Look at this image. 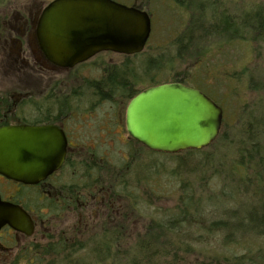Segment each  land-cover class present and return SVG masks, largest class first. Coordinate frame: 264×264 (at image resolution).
Here are the masks:
<instances>
[{
	"label": "flooded vegetation",
	"instance_id": "af4514ba",
	"mask_svg": "<svg viewBox=\"0 0 264 264\" xmlns=\"http://www.w3.org/2000/svg\"><path fill=\"white\" fill-rule=\"evenodd\" d=\"M54 1L35 0L37 10L29 18L24 7L15 11L20 18L0 13V129H52L63 135L66 152L58 170L36 185L0 175L1 200L20 206L33 224L31 234L10 226L0 230V264H15L19 259H26L24 264L41 262L39 243L34 241L38 236L43 241L58 238L56 244L61 251L57 264H75L72 253L77 244L100 240L107 245L109 237L119 238L137 216L140 179H155L150 173L146 177L145 172L153 168L145 159L156 152L128 132L129 103L141 92L164 84H181L211 98L199 86L164 81L162 77H171V70L157 72L147 59L140 61L150 39L138 54L104 51L73 66L56 64L45 52L38 32L44 9ZM172 1L189 7L204 3ZM12 19L23 20V29L18 30ZM29 190H35L40 207L33 208L24 201V192ZM21 241L23 251L14 253V246Z\"/></svg>",
	"mask_w": 264,
	"mask_h": 264
},
{
	"label": "rangeland",
	"instance_id": "374dc122",
	"mask_svg": "<svg viewBox=\"0 0 264 264\" xmlns=\"http://www.w3.org/2000/svg\"><path fill=\"white\" fill-rule=\"evenodd\" d=\"M34 1L2 0L0 13L12 18H20L15 11L24 7L23 12L29 18V15L37 10ZM114 1L124 5L135 2L144 4L138 9L151 16L152 32L148 47L140 57V61L153 57L158 61L151 66L156 69L161 66L157 72L171 70V77H162L164 81H184L203 88L206 94L222 107L223 127L219 139L199 152L191 150L194 151L192 154L184 153L177 156L158 152L147 155L145 160L153 169L150 168L145 175L150 177V173L155 179L148 181L140 179L137 216H132L133 219L127 224V230L122 231L121 236L115 241L116 251L110 248L107 251L110 259L103 261L106 256L95 255L94 243L77 244V248L81 250L76 248L73 253L77 258H81L78 260L79 264H126L130 260H136L135 257L141 255L138 256L137 251L132 254L128 252L132 249H130L131 245L144 239L149 233L146 232L147 228L153 223L164 224L165 221L174 220L182 223H177L172 230L163 225V228L153 230L151 233L153 237H157L155 232L161 235V243L157 246L160 254L149 258L147 262L141 258L136 262L140 264H263L264 240L246 241L256 235L251 227L239 229L240 231L235 229L240 240L229 241L226 230L222 231L212 225L214 222L229 219L227 213L221 212L227 209V205L229 206L227 198L221 195L222 191L228 190V196L238 197L239 185L229 183L231 186L226 189L223 179H228V182L232 177L236 179L239 176V167L242 171L245 167L241 163H246L250 154L251 147L247 143L249 142L247 134L241 131L246 125L243 119L247 120L249 125L252 124V118H255L257 123L262 119L264 124L262 118L264 117V35L254 31L264 27V0H204L208 3L202 8L199 4L189 7L172 0ZM216 8L219 13L241 16L243 21H241L240 35L245 36L244 39H235L232 34L216 35L214 27ZM253 8L256 10L255 14L250 12ZM195 13L200 15L203 13L202 18L204 15L208 17L212 15L214 21L208 22L205 17L203 19L199 17L194 25L199 28L203 21L211 33L206 35V38L204 33L193 29L195 43L192 42L193 44L183 53L182 46L185 43L177 46L176 42L188 29L196 16ZM257 14L258 19L255 16ZM23 22L21 19L17 21L12 19L18 30L23 29ZM255 37L256 39H253ZM226 134L228 138L225 137ZM254 134L260 149L264 150V129L254 130ZM251 172L249 171L248 174ZM182 197L184 207L182 210L190 214L185 219L179 218ZM24 201L33 208L40 207L35 190L25 191ZM242 210L250 211L245 204ZM53 229L51 228V232ZM41 231L42 234L43 229ZM56 239L58 238L48 237L43 241L41 236H38L34 240L36 242L38 240L39 243L40 249L37 255L42 257L41 262L34 264H57V256L61 248L56 244ZM79 239L85 242L84 238ZM23 243L21 241L14 246V253L19 254L23 251L21 247ZM144 248H141L143 255H149L154 251V248L146 250ZM25 260L19 259L15 264H24Z\"/></svg>",
	"mask_w": 264,
	"mask_h": 264
},
{
	"label": "water",
	"instance_id": "95a60500",
	"mask_svg": "<svg viewBox=\"0 0 264 264\" xmlns=\"http://www.w3.org/2000/svg\"><path fill=\"white\" fill-rule=\"evenodd\" d=\"M38 32L56 64L73 66L104 51L141 53L152 22L147 12L113 0H55L44 9ZM223 118V109L204 93L164 84L131 100L126 124L130 136L149 150L174 155L211 146ZM63 139L49 128H1L0 175L25 185L38 184L62 165ZM5 226L26 234L33 231L26 212L0 198V230Z\"/></svg>",
	"mask_w": 264,
	"mask_h": 264
},
{
	"label": "trees",
	"instance_id": "16d2710c",
	"mask_svg": "<svg viewBox=\"0 0 264 264\" xmlns=\"http://www.w3.org/2000/svg\"><path fill=\"white\" fill-rule=\"evenodd\" d=\"M0 1H2V0H0ZM206 3H208V2L204 1V3L200 5V7L202 8V6ZM216 4H217V1H216ZM136 8H140V7L136 6ZM258 8H260V7H258ZM197 10H199V8ZM254 11H256L255 8L251 9L250 12L252 14H255ZM195 15H196L194 17L195 20H194V18L192 19V21L189 24L186 32H184L176 42L177 46L183 45V43H185L182 46L183 47V53H185V51H186L185 49L188 48L189 45H192L193 43H195L194 38H193V29H197V30H199V32L201 31L202 34L204 33L205 36L209 35L211 33V31H209V29L206 28V24H204L203 21H201L202 25L199 28H197L196 26L194 27L195 23L197 22V15L198 14L195 13ZM199 15H200V13H199ZM202 15H203V13H202ZM202 15L199 16L201 19H203L205 17L207 20H209L208 22L214 21L212 15L209 17L204 15L203 18H202ZM255 16L258 19V14ZM241 21H243V20H241V16H237V15L236 16L235 15L230 16L228 13L226 14L224 12L219 13L217 8H216V25L214 26L215 31H216V35H227V34L231 35L232 34L231 36L235 39H240V40L244 39L245 36L240 35V32H241L240 26H242ZM255 23L257 24L256 21H255ZM261 29L262 28H260L258 30L254 29V31L264 35V27L262 30ZM252 30H253V28H252ZM206 38H207V36H206ZM253 39H256V37ZM157 61L158 60L153 61V60H151V58H147V60H146L147 64L150 63V65L153 63H157ZM160 67H158L157 69H159ZM262 118H264V117H262ZM261 120L258 121V123H257L255 118L254 119L252 118V124L249 125L247 120L243 119V122L246 123V125L243 126L244 128L241 131H243L244 134L245 133L247 134V137H248L247 141H249L247 143H248V146L251 147L250 152H249L250 154H249V156H247V162L241 163L242 166L244 165L245 167H244L243 171L239 167V169H238L239 170V176L236 177L237 180L235 179V177H232L230 182H228L229 181L228 179H225V178L223 179V181L226 185L225 186L226 189H229V187L234 183H237L239 185V187H237L238 197L234 198L232 195L228 196L227 195L228 190L222 191L223 193L221 195L223 197L227 198V202H228L229 206L227 205V209L224 211H221V212L223 214L227 213L228 215L227 214L226 215L229 216V219H227L226 221L214 222L212 226H214L215 228H218L222 231L226 230L227 234H228L227 240H229V241H233L236 239L240 240V238H238V236L236 235V233L234 231L235 229L244 230V229H247L248 227H251L254 230V233L256 235L253 237L251 236L247 240L245 239L246 241H248V242L253 241L254 242V240L255 241L264 240V150L260 149V146L257 143V139L255 138L256 136H255V134L253 135L254 130L264 129V127H263L264 124H263V121H261ZM225 137L228 138L227 134L225 135ZM193 152L194 151H188L185 153H188V155H189V154H192ZM251 152H252V154H251ZM181 160H182V158H181ZM245 170H246V173H245ZM249 171H252V172L250 174H248ZM148 180L149 179H147V181ZM229 183H231V185ZM184 191H186V189ZM184 194H185V192H184ZM243 195H245V197ZM246 196H247V198H246ZM180 201H181V203L179 206V215H180L179 218L180 219L188 218V216H190V214L184 213V211L182 210L184 208L183 207V197L181 198ZM244 204L250 211L246 212V211L242 210L244 207ZM247 205H250V207H248ZM236 221H238V222H236ZM180 222L181 221H179V220H174V221H165L164 224H161V223L154 224L153 223L146 230V232H149L147 235H145L146 239L144 237L145 240L140 239V240L136 241L135 244L131 245L130 249L131 248L132 249L128 253L132 254L134 251H137L138 252L137 255L138 256L141 255V257H135L136 260L141 258V259H143V261L145 260V262H147V260L149 258L155 257V255H159L160 250L157 248V246L160 245V243H161V235H159V232H155L157 237L156 236L153 237L151 235L152 231L153 230H155V231L160 230L161 228H163V225H164V227L165 226L170 227L172 230L173 228L176 227L177 223H180ZM117 238H118L117 236L109 237L110 243H107V245H105L104 243L102 244L100 242V240L98 242H94L95 247L93 249V252H95V255L96 256L97 255L98 256H101V255L106 256L103 261L110 259L107 251H109L110 248L115 249V251H116L115 241L118 240ZM141 248H144V250H146L147 248H149V249L154 248V251L152 253H150L149 255H143V253L141 252ZM78 249H80V248H77V250ZM72 255H76V254L72 253ZM79 259H81V258L76 257L75 264L80 263V261H78ZM82 260H83V258H82ZM136 260H134V259L130 260V261L126 262V264H140V262H138V261L136 262ZM61 264H74V263L62 262ZM147 264H149V263H147ZM263 264H264V261H263Z\"/></svg>",
	"mask_w": 264,
	"mask_h": 264
}]
</instances>
